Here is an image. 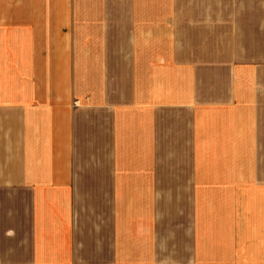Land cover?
I'll list each match as a JSON object with an SVG mask.
<instances>
[{"label": "crops", "instance_id": "crops-1", "mask_svg": "<svg viewBox=\"0 0 264 264\" xmlns=\"http://www.w3.org/2000/svg\"><path fill=\"white\" fill-rule=\"evenodd\" d=\"M0 264H264V0H0Z\"/></svg>", "mask_w": 264, "mask_h": 264}]
</instances>
